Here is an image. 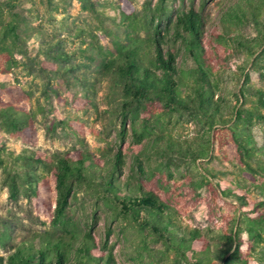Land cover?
<instances>
[{
    "label": "rangeland",
    "instance_id": "rangeland-1",
    "mask_svg": "<svg viewBox=\"0 0 264 264\" xmlns=\"http://www.w3.org/2000/svg\"><path fill=\"white\" fill-rule=\"evenodd\" d=\"M92 1L95 10L84 9L80 0H51V3L23 0L17 8L34 28L28 39L34 59L22 58L23 64L11 73H0V83L19 85L28 93V107L35 111L36 140L31 142L0 129V256L7 257L21 243L32 241L36 233L60 234L53 224L57 193L51 169L34 165L43 176L45 186L52 191V208L48 209L43 206L41 197L28 190L29 184L24 179L28 163L16 160L18 154L38 150L51 164L62 156L89 150L103 165L102 155L119 148L126 160L122 178L129 176L133 184H142L145 189L157 192L172 206L175 220L183 227L204 230L210 242L209 250L214 254L226 242L221 235L232 228L236 231L240 218L238 201L221 196V190H243L251 200L261 201L264 200V182L259 176L251 177L239 159L229 125L211 128L204 118L189 111L171 113L161 105L148 104L128 118L127 131L121 135L124 113L121 92L111 84L101 63L115 51L114 40L127 41L120 6L127 4L142 11L146 0ZM206 1L203 14L205 36L209 39L226 0ZM157 2L152 0V6ZM201 2L196 0L195 8L199 9ZM178 5L176 3L175 7ZM237 30L247 37L257 34L250 26ZM224 40L228 49L216 62L215 100L227 104L223 112L226 118H231V110L239 108L243 101L240 90L244 74H249L252 85L263 89L264 77L252 64L256 55L251 56L229 38ZM49 47L70 53V64L79 66L76 74L82 81L73 73L57 75L42 69L40 61L56 62L43 52ZM176 47L180 48L181 44L178 42ZM178 62L187 83L182 91H191L196 65L191 58L182 56L178 57ZM245 95L256 99L247 91ZM141 134L144 135L139 139L137 135ZM158 134L165 137L158 139ZM253 135L260 146L264 145V121L254 126ZM167 138L190 144L208 155L197 160L164 156ZM8 171L19 183L20 194L16 201L6 185ZM208 179L213 188L205 184ZM120 210L119 204L104 192L84 183L75 184L66 209L67 229L78 232L79 237L91 233L97 248H113L118 264H195V256L202 254L190 250L185 258L170 243L153 241L155 234L150 227L143 228ZM59 228L62 229L61 225ZM6 229L9 238L4 237ZM68 230L62 231L66 239ZM262 233L264 237V230ZM241 237L254 243V238L246 231L241 232ZM251 254L255 264H264V241ZM211 264L222 262L212 260Z\"/></svg>",
    "mask_w": 264,
    "mask_h": 264
},
{
    "label": "trees",
    "instance_id": "trees-1",
    "mask_svg": "<svg viewBox=\"0 0 264 264\" xmlns=\"http://www.w3.org/2000/svg\"><path fill=\"white\" fill-rule=\"evenodd\" d=\"M195 1L158 0L153 7L152 0H146L142 11L127 4L120 6L127 41L114 40L115 51L103 59L101 66L114 88L121 92L124 112L121 135L127 131L128 118L148 104L161 105L171 113L189 111L204 118L211 128L229 125L239 159L251 177L259 176L264 182V145L260 146L253 135L254 126L264 121V89L252 85L249 74H244L240 90L243 101L239 108L231 110V118H226L223 112L227 104L222 105L215 100L216 62L228 49L224 46L227 41L224 39L229 38L251 56L256 55L252 64L264 77V0H226L221 18L212 27L209 39L205 36L203 14L208 1L202 0L199 9L195 8ZM80 2L86 10L96 9L92 0ZM176 3H179L177 7ZM22 4L23 0H0V73L3 74L11 73L23 64L22 58L34 59L28 48L29 32L34 28L17 10ZM245 26L256 30V36L247 37L237 30ZM178 42L180 48L176 47ZM43 52L56 61H40L43 70L77 76L79 66L70 64L72 56L68 51L49 47ZM179 56L191 58L196 65L194 84L188 92L182 91L187 83L178 62ZM77 79L82 81L79 76ZM245 91L256 99L247 98ZM27 101L28 93L19 85L0 83V129L34 142L35 111L28 107ZM143 135L137 137L141 139ZM157 137L163 139L165 136L158 134ZM166 148L162 154L167 157L177 155L197 160L208 155L206 151L195 150L190 144L184 145L172 138H167ZM15 159L28 163L24 172L28 190L41 197L43 206L48 209L52 208V191L45 186L43 176L34 165L51 169L57 193L53 224L60 234L36 233L32 241L21 243L7 257L0 256V264H118L113 248H97L91 233L79 237L78 232L67 229L65 216L69 198L75 184L83 183L104 192L119 204L124 215L143 228L150 227L155 234L153 241L170 243L185 258L187 251H200L202 254L194 258L195 264H211L212 260L222 264H255L251 253L264 241V200L253 201L243 190L223 189L221 196L234 197L238 201L240 218L237 230L232 228L224 232L221 236L226 242L211 254L204 230L183 227L175 220L172 206L157 192L145 189L142 184H133L129 176L122 178L126 165L122 148L114 153H104L103 165L89 150L62 156L51 164L38 150L22 152ZM139 169L144 173L141 163ZM205 184L213 188L211 180H206ZM6 185L16 201L20 187L17 177L9 171ZM66 230L68 239L63 236ZM245 231L254 238V243L241 237V232ZM4 237H10L8 229Z\"/></svg>",
    "mask_w": 264,
    "mask_h": 264
}]
</instances>
